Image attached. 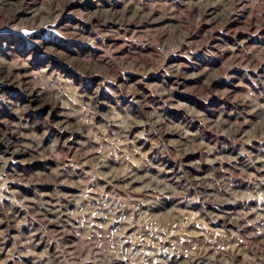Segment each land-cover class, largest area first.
I'll return each instance as SVG.
<instances>
[{
  "label": "rangeland",
  "instance_id": "374dc122",
  "mask_svg": "<svg viewBox=\"0 0 264 264\" xmlns=\"http://www.w3.org/2000/svg\"><path fill=\"white\" fill-rule=\"evenodd\" d=\"M0 264H264V0H0Z\"/></svg>",
  "mask_w": 264,
  "mask_h": 264
}]
</instances>
